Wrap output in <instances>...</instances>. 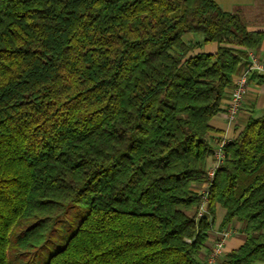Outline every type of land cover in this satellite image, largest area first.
Returning a JSON list of instances; mask_svg holds the SVG:
<instances>
[{
  "label": "trees",
  "instance_id": "obj_1",
  "mask_svg": "<svg viewBox=\"0 0 264 264\" xmlns=\"http://www.w3.org/2000/svg\"><path fill=\"white\" fill-rule=\"evenodd\" d=\"M263 40L215 0H0V264L72 205L87 213L43 264H204L217 205L248 233L223 264L264 262V114L207 174L211 121Z\"/></svg>",
  "mask_w": 264,
  "mask_h": 264
},
{
  "label": "crops",
  "instance_id": "obj_2",
  "mask_svg": "<svg viewBox=\"0 0 264 264\" xmlns=\"http://www.w3.org/2000/svg\"><path fill=\"white\" fill-rule=\"evenodd\" d=\"M226 11H238L242 15L248 28L251 30L264 29V0H215ZM189 38L196 39L193 35H188ZM216 44H206L203 48H198L195 51L204 50L205 52L215 51ZM254 51L264 59V40L259 48ZM243 66L237 75L241 73ZM237 75L235 77H237ZM230 93H226L222 100L221 111L212 119L211 124L213 129L210 135L213 138L212 144L216 145L221 138L232 139L235 135L247 124L250 117H259L264 114V79L257 76H252L247 93L242 103V110L237 116L236 121L230 123L227 117V110L230 101ZM212 163V157L209 158L208 164ZM226 213V209L221 205L216 208V220L212 231L210 232L207 245L202 249L199 259L204 262L207 258L208 249H211L214 240L219 237L221 230L220 224ZM237 225V230L226 240L225 248L229 252L232 249L240 247L248 237V233L244 230L242 223L239 220L232 222ZM264 232V230H263ZM253 264H264L263 261H258Z\"/></svg>",
  "mask_w": 264,
  "mask_h": 264
},
{
  "label": "built area",
  "instance_id": "obj_3",
  "mask_svg": "<svg viewBox=\"0 0 264 264\" xmlns=\"http://www.w3.org/2000/svg\"><path fill=\"white\" fill-rule=\"evenodd\" d=\"M249 56L244 61L243 70L233 80V85L227 88L226 93H230V103L227 110V117L230 123L236 121L238 114L242 110V103L247 93L248 84L252 76L264 79V59L261 58L254 50H248ZM228 141L221 138L214 146L212 154V163L208 164V180L211 181L215 176L216 170L224 163L225 153L224 145ZM209 181L195 185L194 190L198 192L202 201L198 206L197 216L201 217L207 210ZM237 225L230 223L220 231L219 237L214 240L211 249H208L207 258L204 264H223L227 255L225 248L226 240L237 230Z\"/></svg>",
  "mask_w": 264,
  "mask_h": 264
},
{
  "label": "rangeland",
  "instance_id": "obj_4",
  "mask_svg": "<svg viewBox=\"0 0 264 264\" xmlns=\"http://www.w3.org/2000/svg\"><path fill=\"white\" fill-rule=\"evenodd\" d=\"M199 37V36H198ZM87 213V208L82 205H72L67 213L62 217L61 221L56 225L53 234L50 235L41 248L36 251L29 253L27 252L26 257L19 260L22 264H43V261L54 251L55 247L59 243H64L67 237L78 227L80 221ZM29 222H20L11 232V238L14 239ZM12 251L14 253H20L22 250L16 247L12 243ZM38 261V262H36Z\"/></svg>",
  "mask_w": 264,
  "mask_h": 264
}]
</instances>
